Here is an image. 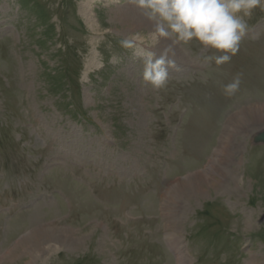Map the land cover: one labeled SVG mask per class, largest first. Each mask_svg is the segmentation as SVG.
<instances>
[{
  "label": "rangeland",
  "instance_id": "374dc122",
  "mask_svg": "<svg viewBox=\"0 0 264 264\" xmlns=\"http://www.w3.org/2000/svg\"><path fill=\"white\" fill-rule=\"evenodd\" d=\"M246 19L230 62L173 44L152 90L142 57L171 41L129 0H0V264H264V10Z\"/></svg>",
  "mask_w": 264,
  "mask_h": 264
},
{
  "label": "clouds",
  "instance_id": "9594fccd",
  "mask_svg": "<svg viewBox=\"0 0 264 264\" xmlns=\"http://www.w3.org/2000/svg\"><path fill=\"white\" fill-rule=\"evenodd\" d=\"M143 17L153 26L152 39L156 44L169 40L171 44L157 56L148 51L142 57L143 70L141 87L152 90L167 87L169 67L174 62L168 58L171 45H189L196 41L203 49L210 51L205 62L216 66L232 60L239 50L241 41L248 32L246 18L257 8L264 10V0H129ZM135 39V37H133ZM133 39L121 41V46L134 47ZM240 87L236 76L224 85L225 96H233Z\"/></svg>",
  "mask_w": 264,
  "mask_h": 264
},
{
  "label": "water",
  "instance_id": "95a60500",
  "mask_svg": "<svg viewBox=\"0 0 264 264\" xmlns=\"http://www.w3.org/2000/svg\"><path fill=\"white\" fill-rule=\"evenodd\" d=\"M257 140L264 142V133L260 134Z\"/></svg>",
  "mask_w": 264,
  "mask_h": 264
},
{
  "label": "bare ground",
  "instance_id": "6f19581e",
  "mask_svg": "<svg viewBox=\"0 0 264 264\" xmlns=\"http://www.w3.org/2000/svg\"><path fill=\"white\" fill-rule=\"evenodd\" d=\"M88 4V3H87ZM86 14V13H85Z\"/></svg>",
  "mask_w": 264,
  "mask_h": 264
}]
</instances>
